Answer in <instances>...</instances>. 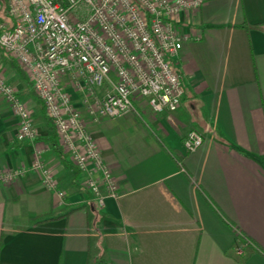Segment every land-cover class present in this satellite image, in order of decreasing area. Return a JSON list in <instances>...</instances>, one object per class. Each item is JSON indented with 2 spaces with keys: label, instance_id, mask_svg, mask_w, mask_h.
<instances>
[{
  "label": "crops",
  "instance_id": "0c3cea01",
  "mask_svg": "<svg viewBox=\"0 0 264 264\" xmlns=\"http://www.w3.org/2000/svg\"><path fill=\"white\" fill-rule=\"evenodd\" d=\"M175 29L189 37L175 60L179 108L142 106V118L102 120L92 133L119 187L102 209L27 78L3 61L36 137L16 141L0 95V176L28 170L38 153L65 196L30 171L0 179V264H264V0H203ZM190 131L203 144L186 154Z\"/></svg>",
  "mask_w": 264,
  "mask_h": 264
},
{
  "label": "built area",
  "instance_id": "2783aa9c",
  "mask_svg": "<svg viewBox=\"0 0 264 264\" xmlns=\"http://www.w3.org/2000/svg\"><path fill=\"white\" fill-rule=\"evenodd\" d=\"M203 0H0V95L18 119L16 141H33L30 112L3 74L7 56L28 77L42 103L57 144L70 164L85 174L95 206L119 198V187L90 127L132 115L142 106L152 114L174 113L184 89L175 60L189 37L175 29L181 13L197 12ZM81 94L75 97V94ZM203 138L183 140L186 154ZM48 191L65 196L40 154L28 170ZM26 171L0 176L4 182Z\"/></svg>",
  "mask_w": 264,
  "mask_h": 264
},
{
  "label": "rangeland",
  "instance_id": "374dc122",
  "mask_svg": "<svg viewBox=\"0 0 264 264\" xmlns=\"http://www.w3.org/2000/svg\"><path fill=\"white\" fill-rule=\"evenodd\" d=\"M3 61H4V63H10L12 60L10 59V58H4V57H2V59H1V66H3L2 64H3ZM14 62V61H13ZM15 63V62H14ZM16 64V63H15ZM17 65V64H16ZM20 69V68H19ZM20 71L23 73V75L27 78V80L29 81V79H28V77L26 76V74L20 69ZM29 83H30V81H29ZM31 85V84H30ZM34 94V93H33ZM79 95H81V94H75V97L77 96V97H79L80 99H82L83 97H81V96H79ZM37 98V97H36ZM143 121V120H142ZM144 122V121H143ZM102 123V122H101ZM108 123H115V122H108ZM145 124V123H144ZM99 126H101L100 125V123L98 124ZM98 125H96V126H93V127H90L89 128V130H90V133H91V136L93 137V132H95L98 128H99V126ZM147 128H148V130H149V132L150 133H152V135H155V136H158V133L156 132V130L154 129V128H152L150 125H148L147 126ZM93 139H95L94 137H93Z\"/></svg>",
  "mask_w": 264,
  "mask_h": 264
},
{
  "label": "trees",
  "instance_id": "16d2710c",
  "mask_svg": "<svg viewBox=\"0 0 264 264\" xmlns=\"http://www.w3.org/2000/svg\"><path fill=\"white\" fill-rule=\"evenodd\" d=\"M9 64H10V66H11L12 68H15V70H16V71H17L22 77L24 76L23 73L20 71L19 67H18L13 61H11ZM47 121L50 122L48 119H47ZM56 152L60 153V149H59V148H56Z\"/></svg>",
  "mask_w": 264,
  "mask_h": 264
}]
</instances>
